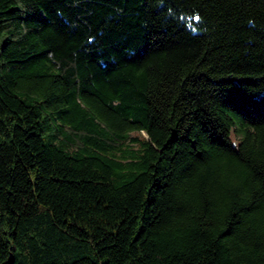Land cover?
Segmentation results:
<instances>
[{
  "label": "trees",
  "instance_id": "16d2710c",
  "mask_svg": "<svg viewBox=\"0 0 264 264\" xmlns=\"http://www.w3.org/2000/svg\"><path fill=\"white\" fill-rule=\"evenodd\" d=\"M0 264H264V0H0Z\"/></svg>",
  "mask_w": 264,
  "mask_h": 264
},
{
  "label": "rangeland",
  "instance_id": "374dc122",
  "mask_svg": "<svg viewBox=\"0 0 264 264\" xmlns=\"http://www.w3.org/2000/svg\"><path fill=\"white\" fill-rule=\"evenodd\" d=\"M239 243L244 247V246H250V244L249 243H246L245 241H239Z\"/></svg>",
  "mask_w": 264,
  "mask_h": 264
}]
</instances>
